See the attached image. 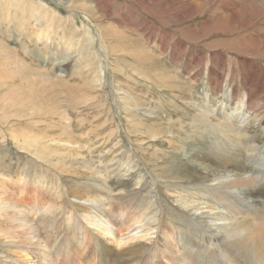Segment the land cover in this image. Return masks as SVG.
<instances>
[{
    "label": "rangeland",
    "instance_id": "1",
    "mask_svg": "<svg viewBox=\"0 0 264 264\" xmlns=\"http://www.w3.org/2000/svg\"><path fill=\"white\" fill-rule=\"evenodd\" d=\"M3 3L8 13L0 11V40L12 50L4 48L0 56V132L6 140L0 155L10 152L4 157L8 173L1 172L6 165L0 167V219L4 212L22 210V217H33L44 228L39 231L48 227L46 233L51 234L42 243L44 249L51 242L59 264H74L72 256L62 259L67 246L78 259L83 255L78 248L85 242L91 252L95 238L91 226L77 215L71 185L78 192L99 194L97 201L86 203L110 212L108 216H131L124 225L112 221L113 228L117 226L113 235L122 236L119 240L136 231L140 224L128 228V223L142 213L159 216L158 233L165 247L160 251L154 244L141 264H170L163 255L181 264L173 257L179 252L197 257L194 264H251L241 243H225L217 227L220 219L213 220L218 224L209 234L201 228L202 237L182 224L190 221L182 201L201 203L203 195L196 189L214 184L211 176L194 170L190 160L233 173L259 165L258 150L264 146V0H0V6ZM79 38L83 41L78 52L74 40ZM17 66L25 68L27 76L6 77ZM33 101L43 102L45 109L40 111ZM231 106L248 109L247 134L224 136L217 130L219 114ZM227 138L235 139L231 143ZM241 139H253L260 148L248 152ZM65 164L73 167H60ZM89 166L94 178L107 176L108 183L100 180L98 185ZM127 172L131 176L124 177ZM258 177L236 189L243 190L244 199L264 204V178ZM49 211L51 220L42 225ZM71 227L79 239L66 245ZM18 233L30 240L28 232ZM39 255L34 261L41 264Z\"/></svg>",
    "mask_w": 264,
    "mask_h": 264
},
{
    "label": "bare ground",
    "instance_id": "2",
    "mask_svg": "<svg viewBox=\"0 0 264 264\" xmlns=\"http://www.w3.org/2000/svg\"><path fill=\"white\" fill-rule=\"evenodd\" d=\"M71 4H72V2H71ZM0 7H1L0 11L2 10V13L6 15V13H8V12H6L5 3H3ZM26 11L27 10L25 9V12ZM19 12H20V10H19ZM40 12H41V10H40ZM16 14H18V12ZM31 17H33V16H31ZM23 18H24V16H23ZM7 19H9V18H7ZM17 19H19V18H17ZM20 19H21V17H20ZM38 19H40V18H38ZM19 21H21V20H19ZM21 28H23V27H21ZM30 29H28V30H30ZM40 31H41V29H40ZM36 32H38V30ZM41 33H42V31H41ZM82 41L83 40L81 38L74 40V43L76 45V49L78 52L80 49V42H82ZM2 43L3 42L0 40V56L5 55V54H3V52L1 50H3L4 48H7ZM44 43H46V45H47L48 42L45 41ZM7 49H10V48L8 47ZM10 50H12V49H10ZM7 54L9 56L11 54V52L8 51ZM81 54H83V51H81ZM61 61L62 62H60L59 66L61 64L63 66V64H64L63 60H61ZM124 63H127V62H124ZM18 67L19 66H17L14 70H11L10 72H8L6 74V77L12 76L14 78H17V77L23 78L22 76H27L25 68H21V66H20V68H18ZM136 68L138 69V67H136ZM103 71H104V69L102 68V73L100 75V80H99L101 82V84H102L103 74H104ZM80 72H83L82 69L79 71V73ZM143 72H144V69H143ZM1 78H2V76H0V79ZM45 78H47V77H45ZM141 78H143V77H141ZM23 81H21L22 84H23ZM36 81H38V80H36ZM44 81H45V79H44ZM27 82L28 81H26V83ZM31 89H30V91H31ZM115 93H116V95L118 94V92H115ZM30 95H29V97H31ZM16 97H17V95H16ZM18 97H20V96H18ZM25 97H28V96H25ZM134 99L136 100V98H132L131 100H134ZM22 100H23V97H22ZM24 100H25V98H24ZM228 100H230V96H228ZM12 102L15 103L14 100ZM36 102L37 101H33L32 105H34V107L36 105H38L40 107V111H43L45 109V106H43L41 104H44V103L42 102V103L36 104ZM135 102H137V101H135ZM57 106L56 105L54 106L55 110H58ZM247 106H248V104H247ZM223 107H224V105H223ZM235 107L236 108H234V109L232 108V106L229 107L228 109L225 108L224 112H221L219 114L218 124H217V126H219V128H217V130L221 129L222 134L224 133V136L225 135L228 136V132H231V133L235 132L236 134H239V135H242L245 133L247 134L248 130L246 127H247V124L249 122V118L246 117V113H247L246 109L247 108L244 111H240L242 109L241 106H235ZM128 111H129V109H128ZM216 120H217V118H216ZM54 121H56V120H54ZM206 121H209V120H206ZM58 124H60V123H58ZM137 125H139V124H137ZM137 125L135 126V130H138V128L140 126V125L139 126H137ZM64 130H65V128H64ZM64 130L62 128V130L60 132L61 136L64 133ZM260 130L261 129H259V131ZM236 134H235V136H236ZM249 135H250V133H249ZM58 136H59V134H58ZM53 137H55V136H53ZM238 139H240V138H238ZM227 140L229 141L230 139L227 138ZM5 141L6 140L4 139V135L0 132V148L4 149V150H6ZM30 141L34 142L32 139ZM50 141H54V140L52 139ZM60 141L62 142L63 140H60ZM232 141H231V143H232ZM68 142L72 148L77 147L75 144H73L71 142L70 138L68 139ZM240 142H242L245 145L248 152H255V150L260 148V147H258L259 145L257 146L256 142L253 141V139H251V140L241 139V140H239V143ZM102 151H104V150H102ZM258 151H259L258 154L260 155V157H258V160H256V159L255 160L259 165L256 168L254 167L255 170L249 171V169H247L249 172H243V173L239 172V171L233 173L232 171L225 170L223 168L220 169L218 167H212L208 164L202 165L200 163L194 162L193 160L188 161L194 165L195 169L191 167L192 169L200 171L203 175L211 176L213 178L214 184H205V183L201 184V185L199 184L203 188L202 189L197 188L196 191H198L197 193H202V195H203V199H202L201 203L189 201L188 199L185 202L182 201V206L185 208L186 212L189 213L190 221L196 222L197 227L192 226V222H190L189 220L186 221L185 223L180 222V220H176L177 222H180L182 224H186L189 228H191L194 231V233L197 236H201L202 235L200 233L201 228L204 229V232H208V234H209L208 229H211L214 226H217L215 224L217 222L214 223L213 220L215 218H216V220L220 219V221H222V223L220 224V226H217V227L221 228L219 231L223 232V238L226 241L225 243H229L228 240H230V243L231 242L232 243L237 242V244L241 243V246L244 248L243 252H245V255H247L249 257L251 264H264V212L259 210L262 206H264V204L259 200H256V203H255L251 200L244 199L243 198L244 193L242 192L243 190H240V188L239 189H236V188H238V186L241 187L242 185H248L246 183V181L251 183L252 181H255L258 176H260L261 178L262 177L264 178V168L260 167V165L264 166V146L261 147ZM2 154L3 155H0V167L2 164H4V165L8 164L4 157L8 156L10 154V152L6 151V152H3ZM32 157H34V156H32ZM11 161L12 160L10 159L9 164H11ZM244 162H246V161L244 160ZM2 167H4V166H2ZM60 167L65 168V167H73V166L71 164L70 165L65 164V165H61ZM5 169H7V165L5 166ZM88 170L91 171L90 173H92L93 179L96 180L95 182L98 183V185H100L99 184L100 180H101L100 183H104V184L108 183V181H107L108 177L107 176L104 179H100V180H97V177L94 178L95 171H94V168L92 166H89ZM5 171L7 172L8 169L4 170V171L1 170V172H5ZM129 175L131 176V174H128V172H127V174L125 176L124 175L123 176L128 177ZM262 186H264V185L262 184ZM99 187H101V186H99ZM106 188L111 190V188L108 185H106ZM68 190L72 193L71 197L73 198V203L75 204V206H77L76 208H78L77 209V215L79 216V218L81 220L83 219V221H86L87 224L91 226L90 228H92V235H93L92 238L93 237L95 238V239H93L94 240L93 242H95V244L93 243L94 246H93L91 252H88L86 249L87 245L84 242L83 245H81L78 248L79 250L80 249L82 250V254H83L81 256L79 255L78 259H74L76 257V253H75V255L73 253H71L69 251V246H67V248L65 249L64 258H62V259L69 261L70 256H72V260H73L74 264H141V262H142L141 257L144 255V253L146 251L152 250V246H154V244L161 246L160 251H162V249L165 247L164 245H162V243L164 244L163 238H161V236H159V233H158L160 218L157 214L154 213L153 216L148 217L146 213H142L138 217L134 218L130 223H128V224H130V225H128V228L130 226L134 227L136 225V223L140 224L139 227H136V229H135L136 231L134 233H132V235H130V234L128 235V239L119 240L122 238V236L120 238H117V237H115V235H113V229H115L117 226L115 228H113L112 221L116 224L120 223V224L124 225V223L128 222L131 219L130 215H128V216L125 214L121 215L119 212H118V214L116 212V215L108 216L110 214V212L104 211L102 208L98 209V208L90 205L89 203L88 204L86 203L87 201H97L96 197L99 194H91L90 192L87 193L84 190H83V193L78 192V191H76L75 187L71 186V185H69ZM93 190H94V188H93ZM186 192H187L186 195L192 194V192H188V191H186ZM173 193L181 196V191H179V190H175ZM181 197H183V195ZM207 197H210V198H208V200H205ZM228 197H232V198L228 199ZM210 199L212 200V202ZM243 200L246 203L242 202ZM208 202H211V203H208ZM138 205L139 204L137 203V206ZM3 207H7L6 203L3 205ZM138 207H140V206H138ZM18 211L20 214H18ZM18 211H15L14 213L13 212H4L1 215L2 218L0 219V221L3 225V227H0V239L6 243L0 244V264H36L37 262L35 263L34 260L36 258L35 256L37 253L40 254L39 256H40L41 264H47L48 263L47 259L54 261V263L50 262V264H59V262L54 257L55 252L52 251V248H53L52 243L49 242L50 246L47 245L46 246V247H48L47 249H44V245H42V243L44 242V239H46V241H48L47 238H49V236L51 234L50 233L48 235V232L46 233L48 227L45 228L46 231H43L44 228L40 227L41 225L40 224L38 225V222L35 221L33 217L32 218H30L29 216L22 217L23 211L22 210H18ZM52 211H53V209H52ZM190 211H192V213ZM51 212L49 211L48 212L49 214H47L44 217V219L42 220L43 221L42 225L44 223L47 224L49 222L48 221L49 219L51 220V215H53V214H50ZM23 219H25V220H23ZM9 223L11 225H9ZM37 226H38V228H37ZM40 228H42L43 230L39 231ZM68 229H70V228H68ZM18 231H23V232L26 231L29 234H31L30 240L29 241L26 240L27 238L25 236H23L21 233H18ZM52 232L54 233V236H55V231L52 230ZM215 234H217V233H215ZM69 235H70V232H69ZM71 235H72L71 237H67V239L63 241V242L67 243L66 245H69L70 243H72L71 240H73V239H79L78 238L79 236L78 237L76 236V235H78V233L76 234V228L75 227H71ZM105 235H107V238ZM213 236H215V235H213ZM41 237H42V239H41ZM31 238L36 239L37 241H35V243H33V240ZM205 238L209 242H212V243L214 242L211 239L212 238L211 235H208ZM7 240H10V242ZM69 241H70V243H69ZM44 243H46V242H44ZM54 248L56 249V247H54ZM85 249L87 252H85ZM70 250H71V248H70ZM43 252L46 253L47 255L43 254ZM240 254H241V252H240ZM173 257L175 259L179 260L181 264H194V260H196V262H197V257L194 256V258H193V257L189 256V257L193 258V260H191V259H189V257H187V255H184L180 252L178 254L173 255ZM161 258L164 260H167L166 262H169L170 264H172L171 262H174L171 259L168 260L167 257H165V255L161 256ZM188 259H189V262H186ZM177 260H175V261H177ZM230 261H233V260L230 259Z\"/></svg>",
    "mask_w": 264,
    "mask_h": 264
}]
</instances>
